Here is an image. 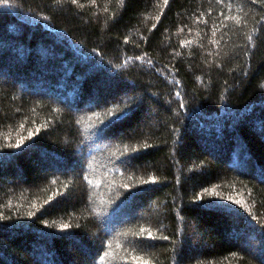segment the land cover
<instances>
[{"label":"trees","instance_id":"16d2710c","mask_svg":"<svg viewBox=\"0 0 264 264\" xmlns=\"http://www.w3.org/2000/svg\"><path fill=\"white\" fill-rule=\"evenodd\" d=\"M0 264H264V0H0Z\"/></svg>","mask_w":264,"mask_h":264},{"label":"snow or ice","instance_id":"6c2138e0","mask_svg":"<svg viewBox=\"0 0 264 264\" xmlns=\"http://www.w3.org/2000/svg\"><path fill=\"white\" fill-rule=\"evenodd\" d=\"M66 227V226H65Z\"/></svg>","mask_w":264,"mask_h":264}]
</instances>
